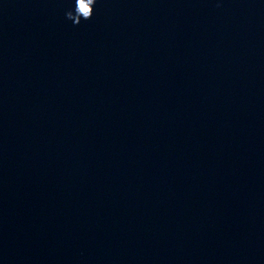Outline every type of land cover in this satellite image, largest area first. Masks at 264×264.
Listing matches in <instances>:
<instances>
[{"label": "clouds", "instance_id": "9594fccd", "mask_svg": "<svg viewBox=\"0 0 264 264\" xmlns=\"http://www.w3.org/2000/svg\"><path fill=\"white\" fill-rule=\"evenodd\" d=\"M97 0H74V8L66 11V18L79 25L81 20H89L94 15V5Z\"/></svg>", "mask_w": 264, "mask_h": 264}]
</instances>
